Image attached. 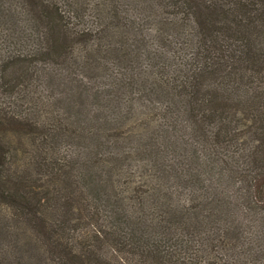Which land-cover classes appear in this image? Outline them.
<instances>
[{
    "label": "trees",
    "instance_id": "1",
    "mask_svg": "<svg viewBox=\"0 0 264 264\" xmlns=\"http://www.w3.org/2000/svg\"><path fill=\"white\" fill-rule=\"evenodd\" d=\"M0 264H264V0H0Z\"/></svg>",
    "mask_w": 264,
    "mask_h": 264
}]
</instances>
